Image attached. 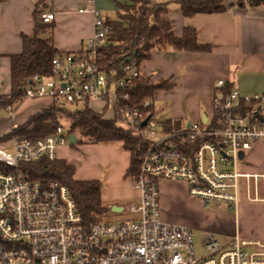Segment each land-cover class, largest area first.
<instances>
[{
	"label": "built area",
	"instance_id": "obj_1",
	"mask_svg": "<svg viewBox=\"0 0 264 264\" xmlns=\"http://www.w3.org/2000/svg\"><path fill=\"white\" fill-rule=\"evenodd\" d=\"M55 18L53 12H43L39 21L49 26ZM109 23L95 11V32L85 51L60 53L52 74L32 77L18 103L51 99L69 107L92 102L110 106L117 127L144 145L134 184L140 195L139 219L123 224L102 220L88 228L66 186L44 185L21 171L35 161L58 159L72 136L64 127L32 142L13 139L0 144V264H264V241L245 240L239 233L254 225L253 211L264 205V175L238 171L242 156L264 141V94L218 93L206 124L201 119L170 127L158 118L154 99L134 105L141 77L135 60L122 65L117 80L99 66V50L112 34ZM224 87V82L218 84ZM5 111L14 115L12 107ZM163 181L186 183L190 196L205 208L233 213V241L223 245L214 235L203 234L204 251L198 257L190 229L161 221ZM240 182L246 187V203H240Z\"/></svg>",
	"mask_w": 264,
	"mask_h": 264
},
{
	"label": "crops",
	"instance_id": "obj_2",
	"mask_svg": "<svg viewBox=\"0 0 264 264\" xmlns=\"http://www.w3.org/2000/svg\"><path fill=\"white\" fill-rule=\"evenodd\" d=\"M41 1L0 2V99L12 94L11 57L23 53L22 38H32L36 25L43 26L39 19L36 21V11L40 15L43 12L55 14V29L51 34L54 48L58 53L75 54L85 51L94 35L95 11L108 22L117 23L119 7L127 4L126 0H47L40 6ZM237 2L228 0L227 5L233 8L225 14L195 18H185L178 6L169 7L166 19L172 25L174 36L181 39L185 29H196L199 44L211 47V53L153 50L151 58L140 65L143 78L154 83L169 81L174 84L173 89L157 91L153 96L155 112L162 121L170 120L181 125L198 122L203 115L211 117L215 96L224 89L218 88L220 82L225 83V88L230 87L242 95L264 94V6L254 8L245 3V7H239ZM35 103L33 100L23 102L22 105L29 104L27 112H16L12 117L0 108V139L12 129L24 126L40 111L44 112L48 105L44 102L40 107ZM98 104L103 107L105 115L108 112L113 115L110 106ZM97 114L104 116L106 121L110 120L103 113ZM10 119L16 128L10 127ZM19 119L20 124L17 123ZM75 147H62L57 160H64L75 169L77 182L101 183L102 206L107 210L103 221L118 220L123 224L139 219L140 195L135 189V181L127 176L131 154L124 143ZM242 157L238 166L240 173L264 175V141L254 144ZM160 193L161 221L165 224L192 231L180 216L189 211L202 219L195 227L208 234L237 235L234 214L228 209L225 211L226 208H205L202 200L190 196L186 183L163 181ZM258 217L257 225L239 231L243 239L264 241V205L258 210Z\"/></svg>",
	"mask_w": 264,
	"mask_h": 264
},
{
	"label": "trees",
	"instance_id": "obj_3",
	"mask_svg": "<svg viewBox=\"0 0 264 264\" xmlns=\"http://www.w3.org/2000/svg\"><path fill=\"white\" fill-rule=\"evenodd\" d=\"M7 0H0L5 2ZM47 0H42L40 6ZM125 6H120L117 23H109L112 34L108 37V44L99 50V66L108 78L117 80L123 72L121 67L128 59H134L139 65L151 58V51H174L185 53H211V47L199 44L196 29L187 28L181 39L174 36L172 25L166 19L170 6L180 8L185 18H195L198 15H222L233 8L227 5L228 0H126ZM239 7L245 3L251 7L264 6V0H237ZM36 21L40 14L36 11ZM54 25H36L32 38L23 37L24 50L21 55L11 57V73L13 88L10 97L0 99V108H13V114L23 104H19L25 94L26 84L34 76L48 77L52 74L53 61L60 53L54 48L52 32ZM48 34L42 39L40 36ZM137 90L134 93V105L142 106L152 101L157 91H167L174 88L169 81L154 83L142 76L136 80ZM231 88H225L221 94L225 95ZM44 112L32 116L22 127L12 129L0 139V144L13 139L29 142L47 138L55 134L58 128L64 127L70 135L78 138L76 145L99 144L108 142L124 143L131 154V166L127 176L133 181L139 179L141 157L144 145L140 139L129 131L117 127L115 121L105 120L104 116L90 110V105L84 104L80 111L68 110L63 102ZM75 107V108H76ZM72 108V107H70ZM74 109V108H73ZM153 113V112H152ZM169 126L180 127V123L168 121ZM74 148H76L74 146ZM30 179L44 185L57 183L68 188L73 197L79 216L83 223L90 228L101 222L107 214L102 206V185L98 181L77 182L74 178L75 169L64 160H39L21 168Z\"/></svg>",
	"mask_w": 264,
	"mask_h": 264
},
{
	"label": "rangeland",
	"instance_id": "obj_4",
	"mask_svg": "<svg viewBox=\"0 0 264 264\" xmlns=\"http://www.w3.org/2000/svg\"><path fill=\"white\" fill-rule=\"evenodd\" d=\"M33 101H36L35 104L39 105L40 107L44 106V102L48 103V105H46L47 108L45 109V111L51 109L55 105V102L53 100H51V99H46V100L45 99H35ZM28 108H29V104L28 105L24 104V105L20 106L16 110V112H27ZM67 108H68V110L73 111V112H77V111H80L82 109V107H76V108L75 107H72V108L67 107ZM40 110H42V109H40ZM90 110H93L96 113H100V114L103 113L104 114L103 107L100 104L95 103V102L91 103ZM43 111H44V109H43ZM40 112H42V111H40ZM2 115L4 116L5 114H2ZM9 116H11V115H9ZM105 116H107V118L110 119V120L114 119V116L112 115L111 112H108ZM17 123L20 124L21 120L19 119L17 121ZM23 125H25V124H23ZM10 127L16 128L15 125L13 126V124L11 122V119H10ZM74 146H77V145L75 144ZM74 146H71L70 143L67 145V147H70V148H72ZM239 185H240V187H239L240 188V192L239 193H240V196H241L240 197V203H246V200H243L244 194L246 193V187L244 185V182H240ZM211 208H216V206H212ZM225 211H227V209ZM111 216L114 217V215H111ZM180 216L182 217V220H184L185 222H188V224L192 228L193 235H195L194 248L197 251L198 257H200L203 254V251H204V250H202V235L203 234H208V232L204 231V229L199 228V227H195V225H198L199 222L202 221V219L199 216H197L194 213L189 212V211H186V213H183ZM113 223L119 224L121 222H119L117 220V221H114ZM220 236L219 235H215V238H216V240H218L223 245L230 244L233 241V238H234V237H224V236L220 237Z\"/></svg>",
	"mask_w": 264,
	"mask_h": 264
},
{
	"label": "water",
	"instance_id": "obj_5",
	"mask_svg": "<svg viewBox=\"0 0 264 264\" xmlns=\"http://www.w3.org/2000/svg\"><path fill=\"white\" fill-rule=\"evenodd\" d=\"M249 1H254V0H249ZM132 60H134V59L133 58L132 59H128L127 62H130ZM219 97H220V99H223V97L221 95H219ZM207 121H208L207 116L206 115H203L202 116V122H203V124H206ZM77 140H78V138L76 136L72 135L70 137V145L71 146H74L77 143ZM253 218H254V224L257 225L258 224V220H259V217H258V209H254V211H253Z\"/></svg>",
	"mask_w": 264,
	"mask_h": 264
}]
</instances>
